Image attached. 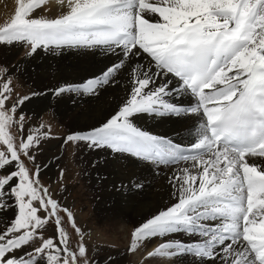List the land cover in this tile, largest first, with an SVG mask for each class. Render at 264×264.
I'll use <instances>...</instances> for the list:
<instances>
[{
	"label": "snow or ice",
	"instance_id": "obj_1",
	"mask_svg": "<svg viewBox=\"0 0 264 264\" xmlns=\"http://www.w3.org/2000/svg\"><path fill=\"white\" fill-rule=\"evenodd\" d=\"M59 2L65 11L48 18L32 15L46 0H17L0 43H26L31 53L97 50L109 58L98 76L57 94L97 95L121 78L128 84L106 122L66 141L177 166L175 202L135 228L130 250L183 233L192 239H166L147 256L264 264V0ZM6 77L0 69V212L14 207L16 214L0 227V264H90L73 212L41 184V166L25 163L35 165L40 133L24 134L25 115L16 113L30 97L12 103ZM182 96L193 99L171 102ZM141 114L191 119L195 139L184 146L141 130L133 123ZM50 222L55 236L45 238ZM66 225L79 237L75 250Z\"/></svg>",
	"mask_w": 264,
	"mask_h": 264
},
{
	"label": "bare ground",
	"instance_id": "obj_2",
	"mask_svg": "<svg viewBox=\"0 0 264 264\" xmlns=\"http://www.w3.org/2000/svg\"><path fill=\"white\" fill-rule=\"evenodd\" d=\"M16 7L17 0H0V26L12 18ZM64 11L59 0H49L48 4L45 3V7L37 9L32 15L53 18ZM0 56L5 59L7 65H10L9 70L20 78L19 84L29 86L28 93H34L31 96L28 95L30 99L22 105L24 110H28L34 116L44 112L45 107H50L49 103L42 102L41 97H49L47 94L52 92V82L60 83V87L62 85L78 86L74 83L84 78L87 80L94 75L98 76L110 62L107 56L97 50L53 51L38 48L35 53H31V45L26 43H1ZM127 88V80L121 78L117 84L102 88L97 95L64 92L60 94L62 98L54 102V109L65 119L69 118L72 123L77 124V127L74 125L77 130L88 132L100 127L115 113L117 107L127 97ZM192 99L189 96L172 97L171 102L182 101L187 105ZM49 122L55 125L54 121ZM133 123L141 130L168 137L175 143L188 145L195 139L192 134L194 129L191 127L193 123L191 119L141 114L133 119ZM84 124L85 127L80 128ZM84 146L85 173L92 179H89V183L86 181L89 189L93 191L89 202L95 205L99 215H104V218L113 217L112 222L108 221L104 224L103 230L100 228L97 231L100 235L98 239L108 243V247L112 249L109 257L100 259L99 264L107 262L125 264L126 261L128 264L138 262H142L141 264H160L159 262L161 264H193L191 256L151 258L147 256L149 251H153L166 239L180 241L192 239L183 233L145 240L139 243L134 251L130 250L135 228L159 210L175 202L174 189L170 181L176 173L177 166L156 165L127 153H117L108 148L93 149ZM48 164L51 168L55 163L53 164L51 159ZM14 209L11 207L10 211ZM8 221L7 211L0 212V227Z\"/></svg>",
	"mask_w": 264,
	"mask_h": 264
},
{
	"label": "rangeland",
	"instance_id": "obj_3",
	"mask_svg": "<svg viewBox=\"0 0 264 264\" xmlns=\"http://www.w3.org/2000/svg\"><path fill=\"white\" fill-rule=\"evenodd\" d=\"M48 2L49 0H46V4H48ZM43 7H45V5ZM9 66L10 65L5 63V59L0 56V69H5L7 71L6 78L10 79L12 82V103H14L19 97L28 95L31 96L34 94L28 93V91H30L29 86L19 84L20 78L16 77V74L9 70ZM84 81L85 78L75 82L74 85H81ZM51 84L52 92L47 94L49 97H41L42 102H47L50 105V107L48 106L44 108V112L34 116L28 112V110H24L22 106L17 109V117L20 114H24L26 118L24 134L26 135L27 133L33 132L37 129L40 133V144L39 147L35 149V165L28 161H25V163L30 168H34L36 165L41 166V184L49 188L53 198L57 199L62 206L67 207L73 212L77 225L85 234L84 243L87 248V256L90 264H99L100 259H103V257H109L108 255L112 253V249L108 247V243L106 244L105 241L98 239L100 235L97 234V231H99L100 228L103 230L105 226L104 224H107L108 221L112 222L113 217L104 218V215H99L97 213L98 210L95 209V205L92 202H89V197H91L93 191L89 189L87 184L90 180H92L89 178L91 176L85 173V144L83 142H70L65 139L68 135L84 132L79 129L77 130V124L72 123L69 118L65 119L63 116L58 114L56 109H54L56 100L58 101L61 99L62 96L60 94L63 93H55L56 90L60 88V83L53 84L52 82ZM50 120L54 121L55 125H51L49 122ZM41 126L43 127L41 128ZM84 127L85 124L82 127L80 126V128ZM11 131L18 139L22 135L15 126H13ZM51 159L53 164H55L54 167L50 168L48 162ZM47 166H49V168ZM3 174L4 173L0 171V175ZM6 211L9 220H12L16 214V210L14 209L10 211L9 208ZM66 227H68L70 236L69 245L73 250H75L79 242V237L71 230L70 226L66 225ZM43 235L45 238L55 236L54 226L51 222L43 231ZM126 263L128 264V261H126L125 264ZM141 263L142 262H138L136 264ZM159 263L161 264V262ZM106 264L111 263L107 262Z\"/></svg>",
	"mask_w": 264,
	"mask_h": 264
}]
</instances>
